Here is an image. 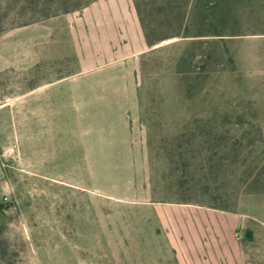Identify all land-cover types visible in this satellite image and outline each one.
Here are the masks:
<instances>
[{"label": "rangeland", "instance_id": "374dc122", "mask_svg": "<svg viewBox=\"0 0 264 264\" xmlns=\"http://www.w3.org/2000/svg\"><path fill=\"white\" fill-rule=\"evenodd\" d=\"M89 1L0 0V52L11 30L50 19L51 29H66L61 64L76 70L71 36ZM147 21L154 45L137 70L139 194H108L128 172L63 179L27 171L8 147L0 152V264H166L170 237L159 213L140 216L143 207L212 213V225L176 234L192 256L186 264L199 253L202 264H264V0H190L184 19L161 10ZM80 33L84 46L95 38L86 26ZM46 66L2 71L1 94L39 81ZM64 162L74 167L72 150Z\"/></svg>", "mask_w": 264, "mask_h": 264}, {"label": "crops", "instance_id": "0c3cea01", "mask_svg": "<svg viewBox=\"0 0 264 264\" xmlns=\"http://www.w3.org/2000/svg\"><path fill=\"white\" fill-rule=\"evenodd\" d=\"M52 22L13 29L2 40L9 48L0 52V73L7 69L34 72L37 60L47 66L39 81L24 84L16 95L3 96L0 87V152L12 147L15 156L25 160L27 171L52 172L63 179L70 172L75 177L78 172H128L120 185L116 181L118 194H108L118 200L139 194L136 189L143 186L144 178L142 143L135 136L142 123L137 70L148 45L132 1L96 0L84 10L71 36L77 60L73 71L67 72L61 64L67 51L66 29H51ZM82 25L96 38L85 46ZM84 49L87 54L82 53ZM23 59L25 63L20 62ZM52 62L58 67L52 68ZM71 150L75 164L67 167L64 159ZM143 208L140 216L144 218H149L146 210L159 213L170 237L162 248L166 264H186L183 261L192 258L176 234L214 222L206 211ZM217 224L224 230L234 225ZM194 256L202 264L203 256Z\"/></svg>", "mask_w": 264, "mask_h": 264}, {"label": "trees", "instance_id": "16d2710c", "mask_svg": "<svg viewBox=\"0 0 264 264\" xmlns=\"http://www.w3.org/2000/svg\"><path fill=\"white\" fill-rule=\"evenodd\" d=\"M92 0L87 2L84 6L90 3ZM160 2V3H159ZM162 2V3H161ZM190 0H133V4L138 15V19L144 33V37L146 39L147 44L152 47L154 42L151 43L149 40V30L151 32V25L149 21H147L152 15L157 14L161 10H167L171 12H175L178 17L184 19L185 11L189 6ZM57 3V2H56ZM60 3V1H58ZM163 6V7H161ZM78 7L70 8V10H76ZM150 16V17H149ZM185 28V27H184ZM184 34V33H183ZM185 36H188L185 33ZM202 36V35H197ZM208 36H222V34H210ZM156 44V43H155ZM1 244V242H0Z\"/></svg>", "mask_w": 264, "mask_h": 264}, {"label": "built area", "instance_id": "2783aa9c", "mask_svg": "<svg viewBox=\"0 0 264 264\" xmlns=\"http://www.w3.org/2000/svg\"><path fill=\"white\" fill-rule=\"evenodd\" d=\"M4 200H6V198H4Z\"/></svg>", "mask_w": 264, "mask_h": 264}]
</instances>
